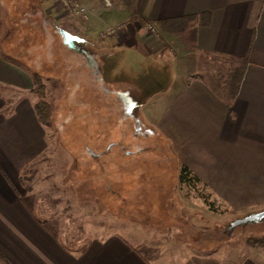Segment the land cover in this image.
Instances as JSON below:
<instances>
[{
	"label": "crops",
	"instance_id": "crops-1",
	"mask_svg": "<svg viewBox=\"0 0 264 264\" xmlns=\"http://www.w3.org/2000/svg\"><path fill=\"white\" fill-rule=\"evenodd\" d=\"M77 1L92 11L86 22L61 13L57 0H37L39 16L45 15L40 17L42 28L46 35H54L55 44L57 31L61 34L60 47L64 45V27L73 31L76 41L91 37L94 46L127 59L171 56L176 79L182 77L162 91L163 104L156 119L168 143L172 166L154 164L149 169L120 173L151 175V189L142 178H133V183L123 178V182L133 184V189L141 193L159 192L164 199L161 204L165 216L169 215L177 226L173 222L148 225L138 216H115L111 210L109 216L114 218H95L88 211L77 227L81 242L71 246L43 219L47 217L43 203L29 198L32 165L41 163L48 147L47 126L39 121L35 111L38 98L32 92L33 74L38 72L44 78L43 73L61 57L43 53L47 43H20L11 29L1 28L0 264H264V247L233 251L218 242L208 246L207 241L218 236V231L222 236L223 229L217 223L220 218L198 215L200 205L190 201L179 177L181 166H188L211 197L223 201L230 213L239 214L246 207H264V0H112L110 7L102 0ZM206 12H210L209 23L198 25L196 48L193 47L198 55L247 57L238 95L231 104L219 99L193 69L178 73L185 61L178 58L180 53L171 42L177 33H161L154 23L185 15H196L198 22ZM148 22L156 26V33L146 28ZM120 23L125 27L117 34L101 35L106 27ZM35 44L41 46L40 53L35 51ZM210 56L214 60L215 56ZM71 162L70 172H77L78 158L71 156ZM74 186L71 184L72 190ZM107 186L105 189L110 190ZM188 187L195 186L189 183ZM164 192L171 197L172 192H178L174 195L177 203L166 205L171 197L167 199ZM146 199L142 193L137 201L147 202ZM153 205L150 201L148 207ZM204 205L210 214L218 215V209ZM189 207L196 213L185 214L183 210ZM105 208L103 211L107 212ZM205 223L211 225L207 227Z\"/></svg>",
	"mask_w": 264,
	"mask_h": 264
},
{
	"label": "rangeland",
	"instance_id": "rangeland-1",
	"mask_svg": "<svg viewBox=\"0 0 264 264\" xmlns=\"http://www.w3.org/2000/svg\"><path fill=\"white\" fill-rule=\"evenodd\" d=\"M34 2L36 0H19L14 3L0 0V29H11V33L20 38V43H47L42 52L45 51L48 56L61 57V61L54 62L43 73L45 85L42 97L51 109L49 116L42 115L47 124L48 147L41 163L32 165L34 172L30 175L29 198L43 203L41 207L47 216L43 219L71 246H79L81 242L77 227L88 211L95 218H114L109 216L111 210L115 216H138L148 225L172 223L173 219L168 218L169 215L165 216L161 204L164 199L159 196V192L143 191L147 202H140L137 198L142 193L135 191L133 184L125 185L123 182V178L129 183L134 182L133 178H142L148 184L145 186L151 189V175L120 174L149 169L154 164H173V160L167 155L168 143L156 125L158 109L163 104L162 91L167 90L176 79V66L172 57L140 60L134 56L131 57L134 59H127L98 45L94 46V39L88 36H85V41L78 42L62 35V42H67L70 47L65 48L63 44L60 47L58 38H61V34L57 31L55 44L54 35H46V29L42 28L40 22L25 21L26 17L34 18L37 14L33 11ZM89 17L69 18L86 22ZM66 31L71 36H76L72 30ZM29 34L33 35L32 39L28 37ZM186 34L177 33L171 40L183 55L179 54L178 58L186 62L181 63L178 73L193 69L194 74L198 75L201 70L195 67L199 63L206 70L229 72L226 59L213 55L214 60H210L209 54L198 55L194 49L196 47L193 48L192 41L187 39ZM39 47L41 46L35 44V51L38 53ZM31 53L35 54L34 50ZM201 60L205 62L202 63ZM187 63L192 66H187ZM176 80L180 82L182 77ZM130 152L132 153L127 156ZM71 155L87 156L90 164L85 165L83 159V163H78L77 172L71 173ZM71 184L75 185L73 188L76 192L72 190ZM107 184L110 190L105 189ZM194 185L195 189L189 188L185 183L184 193L191 202L200 205L198 215L203 218H220L217 219L218 227L223 229L222 236L219 231L218 236L212 234V239L207 241L208 246L212 242H218L222 248L227 247L233 251L244 247L248 250L250 247H264V220L254 219L264 218V207H246L239 214L230 213L223 201L211 197L202 182L194 181ZM164 193L167 199L171 197V194H167L169 192ZM172 194L166 205L177 203L174 195H178V192ZM150 201L154 204L151 209L148 207ZM204 203L211 210L218 209V215L213 216L209 209H204ZM103 204L107 212L103 211ZM183 211L185 214L191 212V215L196 213L193 207ZM103 214L106 217H102ZM173 224L176 225V221ZM206 225L209 227L211 224ZM231 232L235 234L231 235ZM226 234L231 236L227 237Z\"/></svg>",
	"mask_w": 264,
	"mask_h": 264
},
{
	"label": "trees",
	"instance_id": "trees-1",
	"mask_svg": "<svg viewBox=\"0 0 264 264\" xmlns=\"http://www.w3.org/2000/svg\"><path fill=\"white\" fill-rule=\"evenodd\" d=\"M17 2L19 0H9L10 3ZM35 4H32L33 11L35 14L34 18L33 17H26L25 21H36L40 22V17L45 16L44 14H40L39 16V5L36 2ZM35 9V10H34ZM33 13V14H34ZM27 14V13H25ZM32 14V13H31ZM200 20L197 22V16L196 15H185V16H180V17H175V18H168V19H158L155 20L154 23L157 25L161 33H184L188 35L187 39L192 41V46L196 47V36H197V27L199 24H204L207 25L209 23V17H210V12H206L201 14ZM30 21V22H31ZM29 23V22H28ZM64 30L66 28L62 27ZM160 33V34H161ZM27 34V33H25ZM28 35V34H27ZM26 35V36H27ZM29 38L33 37L32 34H29ZM49 43V42H48ZM65 48L69 47L66 44ZM47 47V46H46ZM167 48V46H165ZM46 49V48H45ZM219 57L224 58L227 60V64L229 66V72L227 73H216L213 70H206L203 69L202 65L199 63L198 64V69L201 70L199 71V77L202 81L206 83V85L211 89V91L222 101H224L227 104H231L234 99L237 97L240 85L242 82V78L245 72V68L247 65V57L246 56H224V55H219ZM201 62H205L201 60ZM203 69V70H202ZM33 82H34V87L32 89L33 94H35L38 98L37 102L35 103V111L38 116L39 121L46 125V122H44V119L42 115L49 116L51 109L46 105V102L43 101L42 97V89L45 85L44 83V78L42 75L38 72H34L33 74ZM72 156V155H71ZM93 157H95L94 154H92ZM78 158V162L86 164H90V159L86 157H82L80 155H76ZM180 181L182 183H192L194 185L193 179H196V181H201L200 178L194 174L191 169L186 166L182 165L181 170H180ZM195 186V185H194ZM204 197V196H202Z\"/></svg>",
	"mask_w": 264,
	"mask_h": 264
},
{
	"label": "built area",
	"instance_id": "built-area-1",
	"mask_svg": "<svg viewBox=\"0 0 264 264\" xmlns=\"http://www.w3.org/2000/svg\"><path fill=\"white\" fill-rule=\"evenodd\" d=\"M57 2L59 10L62 11V13L67 17L87 18L88 16H90V14H92V11L89 7L83 5L77 0H57ZM102 2L106 7H110L112 5V0H102ZM124 27V23H120L116 26H108L105 30L101 32V35L106 36L117 34ZM146 28L154 33L157 32L156 26L151 22H148Z\"/></svg>",
	"mask_w": 264,
	"mask_h": 264
},
{
	"label": "water",
	"instance_id": "water-1",
	"mask_svg": "<svg viewBox=\"0 0 264 264\" xmlns=\"http://www.w3.org/2000/svg\"><path fill=\"white\" fill-rule=\"evenodd\" d=\"M61 32H62V34L64 35V37L65 38H72L73 40L74 39H78V38H76V36H71L67 31H65V30H61Z\"/></svg>",
	"mask_w": 264,
	"mask_h": 264
}]
</instances>
